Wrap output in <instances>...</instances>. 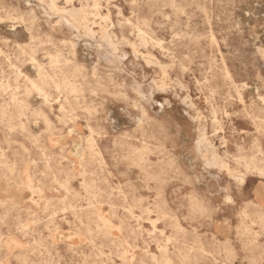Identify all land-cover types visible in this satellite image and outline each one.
<instances>
[{"label": "rangeland", "instance_id": "obj_1", "mask_svg": "<svg viewBox=\"0 0 264 264\" xmlns=\"http://www.w3.org/2000/svg\"><path fill=\"white\" fill-rule=\"evenodd\" d=\"M251 161L264 0H0V264H264Z\"/></svg>", "mask_w": 264, "mask_h": 264}, {"label": "bare ground", "instance_id": "obj_2", "mask_svg": "<svg viewBox=\"0 0 264 264\" xmlns=\"http://www.w3.org/2000/svg\"><path fill=\"white\" fill-rule=\"evenodd\" d=\"M239 5V4H238ZM116 6V5H115ZM63 12V11H62ZM85 13V12H84ZM91 14V13H90ZM245 15V14H244ZM94 17V16H93ZM210 17V16H209ZM82 19H84V20H86L87 19V17H86V15L85 16H83V18ZM94 19V18H93ZM151 19V18H150ZM92 21V20H91ZM117 24V23H116ZM128 24H130V22L128 23ZM127 25V24H126ZM208 25V24H207ZM85 27V26H84ZM79 30V29H78ZM77 31V30H76ZM78 32V31H77ZM212 36H214V35H212ZM80 38V37H79ZM100 45V44H99ZM98 45V46H99ZM216 46V45H215ZM96 48V47H95ZM99 48H100V46H99ZM118 50V49H117ZM48 53V52H47ZM49 56V55H48ZM51 57V56H50ZM54 58V57H53ZM99 60V59H98ZM159 63V62H158ZM37 66V65H36ZM39 66V65H38ZM149 66V65H148ZM154 66V65H153ZM42 68V67H41ZM83 68V67H82ZM42 71V70H41ZM39 73H40V71H39ZM164 73V72H163ZM162 73V74H163ZM70 74V73H69ZM68 74V75H69ZM67 75V74H66ZM64 76V75H63ZM110 79V78H109ZM158 79V78H157ZM160 79V78H159ZM158 79V80H159ZM39 80V79H38ZM37 80V81H38ZM156 82V81H155ZM38 84V83H37ZM56 84V83H55ZM59 84V83H58ZM162 84V83H161ZM48 84H47V82H45V81H43V84L41 85V86H38V85H34L35 86V88H36V90H38L39 91V93L41 92V93H44V95L47 97V95H46V93H45V87L47 86ZM142 86V85H141ZM162 86V85H161ZM59 88V87H58ZM123 89V88H122ZM40 93V94H41ZM67 101V100H66ZM240 102V101H239ZM22 125H20V127H21ZM159 126V125H158ZM23 127V126H22ZM13 129V128H12ZM23 129V128H22ZM70 130H72V129H70ZM69 130V131H70ZM225 142V141H224ZM223 142V143H224ZM137 151V150H136ZM140 158V157H139ZM212 164H214V165H218L219 164V160H218V158L214 155L213 156V158H212V162H211ZM151 164V163H150ZM152 164H153V162H152ZM146 166V165H145ZM4 167H5V165H4ZM229 168V167H228ZM157 169V168H156ZM245 170H246V173H253V171H258V175L260 176V178L261 179H263L264 180V169H261V168H258L256 165H255V163L254 162H250V163H246V165H245ZM46 173V172H45ZM39 174V173H38ZM42 175V174H41ZM38 176V175H37ZM43 176V175H42ZM45 176V175H44ZM40 178V177H39ZM246 174L245 175H243V176H240L239 177V180H240V182L243 184L245 181H246ZM57 191V190H56ZM262 191V190H261ZM260 194V193H259ZM264 195V194H263ZM259 196V195H258ZM261 200V199H260ZM263 200V199H262ZM254 205L256 206V208L259 210V209H263V207L262 206H260L259 204H257V203H254ZM6 216V215H5ZM8 216V215H7ZM252 224V223H251Z\"/></svg>", "mask_w": 264, "mask_h": 264}, {"label": "snow or ice", "instance_id": "obj_3", "mask_svg": "<svg viewBox=\"0 0 264 264\" xmlns=\"http://www.w3.org/2000/svg\"><path fill=\"white\" fill-rule=\"evenodd\" d=\"M194 204H195V201H194Z\"/></svg>", "mask_w": 264, "mask_h": 264}]
</instances>
